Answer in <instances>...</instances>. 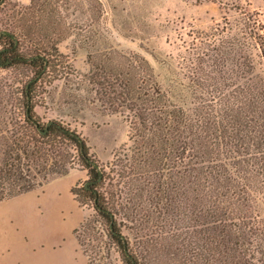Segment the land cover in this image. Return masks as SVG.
I'll return each mask as SVG.
<instances>
[{
  "label": "trees",
  "instance_id": "16d2710c",
  "mask_svg": "<svg viewBox=\"0 0 264 264\" xmlns=\"http://www.w3.org/2000/svg\"><path fill=\"white\" fill-rule=\"evenodd\" d=\"M64 2L31 0L13 10V26L0 28V67L34 70L19 99L30 134L20 133L5 150L0 201L68 174L79 157L91 174L86 196L107 219L127 264H264V77L256 74L253 53L264 64L259 12L242 10L245 38L228 41L237 57L241 43L250 51L242 63L248 79L242 84L222 74L211 104L192 111L164 89L144 55L89 51L86 76L97 101L130 122L129 151L107 170L76 129L61 119L42 121L35 111L38 85L75 71L59 47L71 35ZM109 178L115 188L108 195L100 188Z\"/></svg>",
  "mask_w": 264,
  "mask_h": 264
},
{
  "label": "rangeland",
  "instance_id": "374dc122",
  "mask_svg": "<svg viewBox=\"0 0 264 264\" xmlns=\"http://www.w3.org/2000/svg\"><path fill=\"white\" fill-rule=\"evenodd\" d=\"M30 2L6 0L0 8V28L13 26V10ZM65 3L68 7L62 8V14L70 25L71 35L59 47L68 55L75 71L40 83L35 111L42 121L61 119L76 129L87 140L92 157L107 166V170L117 155L129 151L130 122L126 114L105 110L97 101L96 91L86 76L90 70L89 51L115 48L144 55L164 89L177 103L192 111L206 100L211 104L213 84L223 80L222 74L242 84L248 79L242 63L250 51L241 43L238 57L243 71L239 75L238 57L228 43L234 37L241 42L245 38L246 17L242 10L259 12L258 17L264 23V0H65ZM27 47L25 42L22 50ZM256 52L253 50L256 74L264 77V64ZM33 76V68L25 64L0 67V167L5 150L17 142L18 135L30 134L22 125L19 99L25 83ZM73 160L70 175L57 182L48 198L46 223L71 230L83 219L78 234L93 264H127L121 247L109 236L107 219L92 198L86 196L84 187L91 177L89 169L79 157ZM71 180L76 181L75 196L80 207L74 206L66 193ZM114 184L115 179L109 178L100 190L109 195ZM59 188L61 198L57 194ZM261 260L264 262L263 256Z\"/></svg>",
  "mask_w": 264,
  "mask_h": 264
},
{
  "label": "crops",
  "instance_id": "0c3cea01",
  "mask_svg": "<svg viewBox=\"0 0 264 264\" xmlns=\"http://www.w3.org/2000/svg\"><path fill=\"white\" fill-rule=\"evenodd\" d=\"M69 175L55 177L41 189L0 201V264H93L76 233L83 219L71 230L45 221L53 188ZM75 183L69 181L65 190L73 205L80 207L71 191ZM60 191L58 198L63 196ZM58 205L63 207L61 201Z\"/></svg>",
  "mask_w": 264,
  "mask_h": 264
},
{
  "label": "water",
  "instance_id": "95a60500",
  "mask_svg": "<svg viewBox=\"0 0 264 264\" xmlns=\"http://www.w3.org/2000/svg\"><path fill=\"white\" fill-rule=\"evenodd\" d=\"M86 184L89 185V181H87Z\"/></svg>",
  "mask_w": 264,
  "mask_h": 264
}]
</instances>
